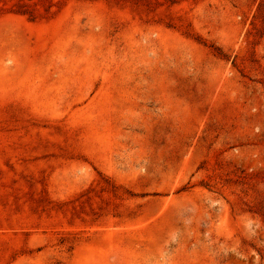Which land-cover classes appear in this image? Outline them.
I'll use <instances>...</instances> for the list:
<instances>
[{"label":"rangeland","instance_id":"rangeland-1","mask_svg":"<svg viewBox=\"0 0 264 264\" xmlns=\"http://www.w3.org/2000/svg\"><path fill=\"white\" fill-rule=\"evenodd\" d=\"M0 264H264V0H0Z\"/></svg>","mask_w":264,"mask_h":264},{"label":"bare ground","instance_id":"bare-ground-1","mask_svg":"<svg viewBox=\"0 0 264 264\" xmlns=\"http://www.w3.org/2000/svg\"><path fill=\"white\" fill-rule=\"evenodd\" d=\"M183 259V258H182Z\"/></svg>","mask_w":264,"mask_h":264}]
</instances>
